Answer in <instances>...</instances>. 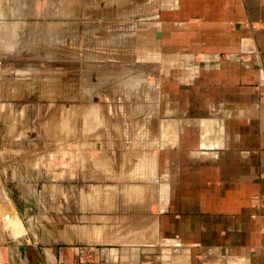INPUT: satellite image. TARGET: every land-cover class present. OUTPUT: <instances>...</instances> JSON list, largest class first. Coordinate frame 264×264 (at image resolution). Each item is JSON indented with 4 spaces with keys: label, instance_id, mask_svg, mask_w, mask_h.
Returning a JSON list of instances; mask_svg holds the SVG:
<instances>
[{
    "label": "rangeland",
    "instance_id": "1",
    "mask_svg": "<svg viewBox=\"0 0 264 264\" xmlns=\"http://www.w3.org/2000/svg\"><path fill=\"white\" fill-rule=\"evenodd\" d=\"M159 6L0 0L1 239L28 234L53 242L61 227L84 241L99 231H110L113 243L134 241L129 230L155 215L154 202L139 209L126 200L152 199L155 189L166 77L153 24Z\"/></svg>",
    "mask_w": 264,
    "mask_h": 264
},
{
    "label": "crops",
    "instance_id": "2",
    "mask_svg": "<svg viewBox=\"0 0 264 264\" xmlns=\"http://www.w3.org/2000/svg\"><path fill=\"white\" fill-rule=\"evenodd\" d=\"M153 18L166 75L155 189L126 201L155 215L134 241L61 227L53 242L0 238V264H264V0H160Z\"/></svg>",
    "mask_w": 264,
    "mask_h": 264
},
{
    "label": "bare ground",
    "instance_id": "3",
    "mask_svg": "<svg viewBox=\"0 0 264 264\" xmlns=\"http://www.w3.org/2000/svg\"><path fill=\"white\" fill-rule=\"evenodd\" d=\"M144 8H145V7H144ZM146 8H147V7H146ZM147 9H148V8H147ZM141 10H143V9H142V6H141V8H140V11H141ZM135 11H138V10H135ZM135 13L137 14V13H140V12H135ZM141 13H142V12H141ZM133 14H134V13H133ZM136 14H135V15H136ZM90 112H91V111H90ZM89 116H90V113H89ZM98 195H99V194H98ZM96 198H97V196H96ZM131 198H132V199L129 200V201H130L132 204L138 206V205H139V198H137V197H135V196H132ZM129 199H130V198H129ZM97 201H98V200H97ZM16 223H17V222H16ZM13 225H15V224L13 223ZM17 225H18V224H17ZM11 226H12V225H11ZM15 226H16V225H15ZM18 226H19V225H18ZM18 226H17V227H18ZM21 228H22V226H21ZM21 228H20V229H21ZM16 229H17V228H16ZM20 229H18V230H20ZM24 230H25V229H24ZM23 232H24V231H23ZM96 234H97V233H96Z\"/></svg>",
    "mask_w": 264,
    "mask_h": 264
}]
</instances>
